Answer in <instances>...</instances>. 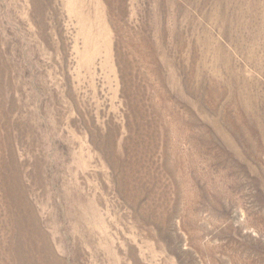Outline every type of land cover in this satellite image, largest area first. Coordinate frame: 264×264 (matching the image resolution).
Segmentation results:
<instances>
[{
	"label": "rangeland",
	"instance_id": "rangeland-1",
	"mask_svg": "<svg viewBox=\"0 0 264 264\" xmlns=\"http://www.w3.org/2000/svg\"><path fill=\"white\" fill-rule=\"evenodd\" d=\"M0 264H264V0H0Z\"/></svg>",
	"mask_w": 264,
	"mask_h": 264
}]
</instances>
